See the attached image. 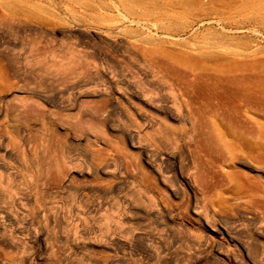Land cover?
<instances>
[{
  "label": "rangeland",
  "instance_id": "1",
  "mask_svg": "<svg viewBox=\"0 0 264 264\" xmlns=\"http://www.w3.org/2000/svg\"><path fill=\"white\" fill-rule=\"evenodd\" d=\"M0 264H264V0H0Z\"/></svg>",
  "mask_w": 264,
  "mask_h": 264
},
{
  "label": "bare ground",
  "instance_id": "2",
  "mask_svg": "<svg viewBox=\"0 0 264 264\" xmlns=\"http://www.w3.org/2000/svg\"><path fill=\"white\" fill-rule=\"evenodd\" d=\"M234 70H237V69L235 68ZM210 71H211V69H210ZM172 74H174V73H172ZM182 74L181 73L178 74V76L180 75L179 76L180 79L178 76H176V79L177 80L179 79L177 81L178 84H177L176 80L173 79V81H175L174 83H176L177 85H180V86L182 85L181 89H179V88L178 89L180 91V94L183 95V98L184 97L186 98V95L189 93V90L196 91V88H198V89H202L205 91V93H206L205 97L208 100H210V102L211 101H213V102L214 101H216V102L221 101L222 102L224 99H226V100L228 99V100H231L232 103H234V102L235 103L236 102L242 103L247 108L246 116L243 117L242 119H241V117H240V119L238 117L235 118V116L233 115L234 113L231 114V112H229V111H232L235 113L237 112L238 108L235 105H233L230 109L227 108L228 112H229L228 116H227L228 122L235 125L236 127L242 128L243 130H245V132H247L249 134L253 133V131L256 127L254 126L255 121L251 115V112H252V108H254L253 105L255 104L256 99H257L258 94H256V89L258 87H255V84L252 82L251 79H249V77H246L243 75H237L236 73L235 74L234 73L233 74H231V73L230 74H228V73H216V72L209 73V72H206L205 69H204V71L192 70L188 74H185V73L183 75ZM179 82H181V83L179 84ZM255 83H257V82H255ZM257 85H258V83H257ZM190 92H192V91H190ZM188 97H190V96H188ZM189 100L191 101V99H189ZM189 100L187 98L183 99V102L185 103L186 106H188V104L190 102ZM258 100H259V98H258ZM196 104H197V102H196ZM188 109H189L188 113L190 115H193L194 112L192 111V109L191 108H188ZM196 109H198V107ZM226 112L224 111L223 113H226ZM193 127H195V126H193ZM217 133L218 134L216 135V139L218 138L217 140H219V142L224 141V135H225L224 132L221 131V132H217Z\"/></svg>",
  "mask_w": 264,
  "mask_h": 264
}]
</instances>
